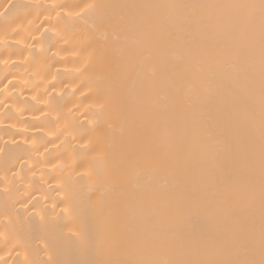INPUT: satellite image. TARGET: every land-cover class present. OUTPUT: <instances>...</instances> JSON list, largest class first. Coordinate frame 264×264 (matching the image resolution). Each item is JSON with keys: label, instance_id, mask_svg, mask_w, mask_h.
<instances>
[{"label": "bare ground", "instance_id": "6f19581e", "mask_svg": "<svg viewBox=\"0 0 264 264\" xmlns=\"http://www.w3.org/2000/svg\"><path fill=\"white\" fill-rule=\"evenodd\" d=\"M260 4L0 0V264H259Z\"/></svg>", "mask_w": 264, "mask_h": 264}, {"label": "snow or ice", "instance_id": "6c2138e0", "mask_svg": "<svg viewBox=\"0 0 264 264\" xmlns=\"http://www.w3.org/2000/svg\"><path fill=\"white\" fill-rule=\"evenodd\" d=\"M252 7H254V6H252ZM260 9H261V17H262V19H264V0H261ZM209 264H218V262H209ZM219 264H224V262H219ZM244 264H256V262L255 261L244 262ZM259 264H264V258H262L259 261Z\"/></svg>", "mask_w": 264, "mask_h": 264}]
</instances>
